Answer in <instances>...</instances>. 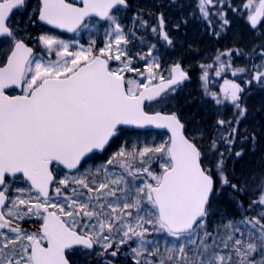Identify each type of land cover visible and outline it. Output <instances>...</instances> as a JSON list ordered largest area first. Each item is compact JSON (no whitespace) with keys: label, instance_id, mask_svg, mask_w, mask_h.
I'll use <instances>...</instances> for the list:
<instances>
[{"label":"snow or ice","instance_id":"1","mask_svg":"<svg viewBox=\"0 0 264 264\" xmlns=\"http://www.w3.org/2000/svg\"><path fill=\"white\" fill-rule=\"evenodd\" d=\"M254 3L247 0L244 8L253 9ZM210 4L212 0H199L205 16ZM28 6L27 0H0V264H75L72 256L77 250L93 251L97 245L102 249L100 256L115 247L111 251L115 257L121 245L134 239L139 241L131 248L135 264H264V212L259 218L240 221L250 228L239 238L236 233L240 228L231 220L216 236L207 231L216 178L222 186L237 189V185L230 184L224 174L223 153L215 165L214 178L213 170L206 166V154L195 137L185 136L176 113L150 115L145 111V101L166 102L168 94L188 75L176 63L165 77L153 57L155 46L144 55L138 54L146 71L132 67L133 58L126 47L130 41L120 23L127 0H39L35 19L55 28L69 32L87 29L92 17L98 18L96 23L108 24V39L98 50L95 41L71 51L68 42L46 32L39 35V44L56 56L47 62L35 58L14 22V16ZM248 20L253 28L264 22V0L255 3ZM228 23L223 19L224 25ZM159 25L161 37L171 44L163 16ZM231 51L220 55H231ZM112 62L117 66L112 67ZM226 67L230 64L220 65L221 69ZM128 72L144 80L129 79ZM202 79L207 81V72ZM254 79H264V72L257 71ZM12 86L19 87L22 94L7 95ZM221 92L243 116L246 109L239 103L241 86L225 80ZM211 95L221 103L216 93ZM118 125H155L167 128L171 136L154 147L133 146L129 150L122 146L95 173L65 174L56 180L54 164L78 173L82 159L94 150L105 149L116 136ZM216 146L213 140L211 149ZM154 159L163 161L159 173L151 170ZM112 165L122 169L115 178L108 170ZM18 173L26 186L12 189L6 183L7 175ZM126 176L149 179L137 186ZM56 183L57 202L53 203L49 189ZM252 203L264 205V191ZM31 217L40 222L35 231L20 224ZM148 226L166 232L174 243H166L161 251L146 240ZM257 252L259 260L253 258Z\"/></svg>","mask_w":264,"mask_h":264},{"label":"trees","instance_id":"2","mask_svg":"<svg viewBox=\"0 0 264 264\" xmlns=\"http://www.w3.org/2000/svg\"><path fill=\"white\" fill-rule=\"evenodd\" d=\"M136 1L130 0L129 6L125 7L133 29L135 30L136 26L144 25L145 27V24L151 27L154 23L160 29L159 18L163 16L164 31L172 43L168 44L163 40L160 33L156 40L161 37L162 43H167L169 48H174L173 53L177 54L175 57L178 62L186 64L190 73L194 65L199 67L200 62L207 61V59L200 58L205 54L212 58L227 48H238L246 54L247 59L242 56L235 57L238 60L234 64L236 68L223 74V79H232L243 89L239 103L241 107L246 108V113L238 123L219 125L216 116L219 110L212 101L203 99L204 96L202 93H197L193 84H190V87L183 92L187 95L183 94L184 96L181 98L178 96L179 104L176 107L178 110L174 109L170 112L177 113L185 123L186 134L190 139L194 137L190 129L191 118L209 131V136L207 135L203 142L207 143L206 140L209 138L208 146H211L212 141H216L215 158L219 160L220 154L223 153L224 174L228 177L230 184L237 185V189H233L229 185L222 186L219 183L220 180L216 178L215 192L211 199L212 216L217 218L220 215L225 216L229 212L237 218L246 215L250 218L259 216L264 205L252 202L258 201L264 191V79L255 80L254 77L257 71L264 72V22L258 23L253 28L248 16L237 12L246 0H217L214 7H207L209 25L205 27L200 38L199 34L189 32L190 21L186 26H183L185 19L178 16L181 13L182 17H187L183 10L166 9L169 2L176 5H180L182 2L184 9L193 7L195 4L193 0H141V4L138 5H136ZM256 1L258 3V0ZM169 11L174 14L169 15ZM194 12H197V9ZM223 12L226 13V18L229 21L227 25H224L221 19ZM172 17L176 18L172 19ZM174 19L178 20L179 30H176L178 27L174 25ZM209 29L215 37L212 36L208 41H205L210 33ZM170 54L173 56L171 52ZM202 54L204 55L202 56ZM236 69H244V71H235ZM220 75L219 78H222ZM202 100H204L203 103H201ZM233 129H235L234 132ZM226 137L229 139L234 137L233 146L237 148L236 152L241 153L240 156H236V152L232 151L231 146L229 147ZM198 145L205 153L203 144L198 143ZM54 169L57 170V168ZM213 175L215 178L216 173L213 172ZM55 186L57 183L53 187V192ZM218 191L220 192L217 194ZM210 226L211 224H208L209 228ZM253 258L259 260L258 252Z\"/></svg>","mask_w":264,"mask_h":264},{"label":"rangeland","instance_id":"3","mask_svg":"<svg viewBox=\"0 0 264 264\" xmlns=\"http://www.w3.org/2000/svg\"><path fill=\"white\" fill-rule=\"evenodd\" d=\"M191 1V0H189ZM194 1V6L193 7H188L186 9L182 8L181 11L183 10L186 14L187 17H182V14L179 13L178 16H181V18L185 19V23L183 26H186L188 24V21H190L189 24V32L190 33H197L199 34L200 38L202 35V32L205 31V27L209 25L208 23V15L205 16L203 13L200 11L199 7V0H193ZM247 2V0L242 4V7L239 11H237L241 15H246L248 16L251 10H254L255 3L257 1L255 0L253 9H245L244 4ZM217 3V0H212V4L207 5L206 7H214ZM141 4V0L136 1V5ZM135 5V3H134ZM180 9V8H179ZM197 9V12H194ZM235 9V8H234ZM176 10V9H175ZM169 15H173L174 13H171V11L168 12ZM176 18V17H172ZM180 18V17H179ZM221 19H227L226 18V13L223 12V16H221ZM96 19H91L88 22L90 23V27L87 29L82 28L77 34L69 36V37H63L60 36L59 34L45 31L49 35H54L58 39L64 40L68 42L72 47L70 48L71 51H75L76 47L78 45H83L84 47H88L89 44L92 41H95V48L98 50L99 48L104 46L105 41L108 39V37L105 35V29L108 27L107 22L105 21H100L99 23H96ZM183 22V21H182ZM120 23L124 27L125 33L128 36L129 39V44L126 46L127 51L129 56L133 58L132 61V67L139 69L140 71H146L145 68V61L141 60L138 56L139 55H144L145 53L148 52L149 48L152 46H155L153 49V57L157 58L159 63L161 64V69L163 71V74L165 77L168 76V69L175 63H180L178 62V59L175 57L177 54H174L173 51L175 50L174 48H169L167 43H162L161 42V37L158 39V34L160 33V29L156 23H154L151 27H149L148 24H145L142 27L136 26L135 30L131 26V21L128 19V15L125 12V8L122 9V14L120 15ZM94 25V26H92ZM174 25L178 27V20L174 19ZM144 27V28H143ZM156 28L157 31L153 32L152 29ZM165 29V28H164ZM176 29V28H175ZM179 30V27L176 29ZM210 33L209 35L205 38V41H208L209 38L213 35L211 30L209 29ZM44 32V33H45ZM39 45V53L36 55L35 58H43L45 62L49 60H55L56 56L55 53L53 52L51 55L47 53V50L44 49L43 45L37 43ZM229 50L231 51V55H220L221 53H227ZM170 52L172 53L173 56H171ZM198 54V52H196ZM204 54H202L203 56ZM217 56H220V59L217 60ZM237 56H242L243 58L247 59L246 54L242 52V50L238 48H227L223 50L222 52H219L218 55L213 56L210 61H202L199 63V67H196L194 65V68L192 72L190 73L191 76L189 79L185 82V84L179 86L175 92H170L168 94L166 102H155L150 104L147 109L149 111H165V112H170L171 110L177 109L179 101L177 100L178 96L181 98V96L187 95L184 94L183 92L187 90L188 87H190V84H193V87L197 89V93H202L204 96L203 99H208L213 102L214 106L217 107V110H219V113H216L217 116V123L219 120H224L225 124H232L233 122L238 123L243 116L240 115L239 110L236 108V106L232 103L230 99H226L224 97V94L221 92V87L224 85L225 80L232 81L236 83L232 79H223L224 73L230 72L231 70L235 69L236 66L234 65L235 63L238 62V60L235 58ZM209 55H204L203 59H207ZM172 60V61H171ZM171 61V62H169ZM229 65L230 67H226L224 69L220 68V65ZM112 67L117 66V62H112L111 64ZM193 66V65H192ZM191 66V67H192ZM217 70H220V76L222 78H219V76L216 75ZM207 72V81L203 80L202 77L204 73ZM127 78L129 79H139L141 81L144 80L143 77H138L134 72H128L125 74ZM223 79V80H221ZM221 80V81H220ZM237 84V83H236ZM217 88V89H216ZM212 93H216L221 100L220 104H217L215 99L212 97ZM184 94V95H183ZM241 94V93H240ZM204 100L201 101L203 103ZM231 108V109H230ZM244 108V107H243ZM246 109V108H245ZM237 116H240V118H237ZM227 117H230L229 119H225ZM236 117V118H234ZM230 124V125H231ZM229 125V126H230ZM190 129L192 131V134L194 137L197 139V143L203 144L205 148V154H206V166L211 168L213 172L216 173L214 167L217 163L218 160H216V153L214 152V149H211V146H208L209 143V138L206 140V142H203L204 138L208 135L209 136V131H207L205 128L202 127L201 124H197L192 118L190 121ZM169 136L163 131H153V130H133V129H128V128H122L119 129L116 138L113 142V144L103 153H97L96 156L90 158L84 166L79 170V172L70 174L67 173L63 170L57 169V181L62 179L65 174L68 175H78V174H83L86 172H92L95 173L98 168H101V166L106 165L107 161L112 157V155L117 152L122 146L128 148L129 150L132 149L133 146H136L137 148L143 147L145 145L147 146H158L162 143H165L166 141H169ZM234 137L231 139V143L229 144V147L232 149V151L236 152V147L234 148ZM163 162L159 159H154L151 164V170L153 172L159 173L160 172V167L159 164ZM109 173L113 175V178H115V175L121 174L122 169H120L118 166L112 165L108 166ZM126 175V174H125ZM126 178L130 181V183H133L135 185H141L144 180H148L149 178L146 176H139L135 179L132 177H127ZM149 182H151L149 180ZM220 183V181H219ZM8 184L12 189L15 187H25L26 182L23 180V178L18 179L17 177H13L9 180ZM221 184V183H220ZM58 183L57 186L58 187ZM220 191L217 192V194ZM14 194V193H10ZM70 194V190L65 193V195ZM134 195V192L132 193ZM53 196V203H56L57 200L54 196V192L52 193ZM63 202V201H61ZM145 207L147 209H150L151 206L147 205L145 202ZM264 212V208L261 209V213ZM230 213V212H229ZM226 214L225 216L220 215L217 218H214L212 216V210H210L209 216L207 218V231L210 233H213L214 236L217 234V230L219 229L220 232H223L222 225L226 224L228 221H233L234 225L240 228V232L236 233L237 237L239 238L240 233H247L248 229L250 228V225L247 224H241L240 221L245 220V219H251L250 216H241L240 218L235 217L233 213L231 214ZM141 215H144V212L140 213ZM136 215V211L133 210V216ZM259 216H253L259 218ZM26 222L29 223V229H26L28 231H35L36 225H39L40 223L37 218L31 217L25 220ZM264 222V220H262ZM35 224L34 227H32V224ZM208 224H211L210 228L208 227ZM149 227V233L146 236V240L149 242H154L161 251L164 250V247L166 243L168 245H171L174 243V238L170 237L167 235L166 232H156L152 226ZM119 235L115 237L116 241H119ZM219 239V237H217ZM211 243V239L208 241ZM139 245L138 240H133L129 241L125 245H121L118 251L117 256L113 257L111 256V251L116 250L115 247L113 249H110L108 253L104 254L103 256H100L99 253L102 251L99 245L96 246V249L94 251H89L84 253V257L86 259L89 258V262L91 264H135V257L133 253L131 252V248L137 247ZM146 247L151 248L153 245L152 244H147L145 245ZM259 254V259H261V255ZM256 255V254H254Z\"/></svg>","mask_w":264,"mask_h":264},{"label":"flooded vegetation","instance_id":"4","mask_svg":"<svg viewBox=\"0 0 264 264\" xmlns=\"http://www.w3.org/2000/svg\"><path fill=\"white\" fill-rule=\"evenodd\" d=\"M38 3H39V0H27V4L29 6L22 9L20 11L19 15H15L13 18L15 24L18 25V27L20 29V31H19L20 37L23 38L25 40V42L29 44V46L32 45L34 47L35 57L39 53V45L37 44L39 42H38L37 38L39 35L43 34L45 31L53 32V33L59 34L60 36H63V37H69V36L77 34L82 29V28L79 29L75 33L68 34V33H64L58 29L52 28L51 26H48L44 23H41L38 19H35V17H36L35 9L38 6ZM33 19H35V23H32ZM92 19H94V18H92ZM89 20H91V19H89ZM96 20H98V19H96ZM0 59H2V58H0ZM8 94L9 95H17V94H22V93H19L16 89H10V90H8ZM103 152H101V153H103ZM92 157H94V155L91 156L90 158H92ZM87 161L88 160H86L85 163ZM17 178L20 179V177H17ZM10 179L11 178H8L6 180V183H8ZM20 223L23 224L24 229H29V223L28 222L21 221ZM32 225H33L32 227L35 226L34 223ZM37 227H38V225H36V227L34 229L36 230ZM95 249H96V247H95ZM84 253H86V252H81L79 250L76 251L75 255L72 256V259L75 262V264H91L89 262V258L86 259L87 257L86 258L84 257Z\"/></svg>","mask_w":264,"mask_h":264},{"label":"water","instance_id":"5","mask_svg":"<svg viewBox=\"0 0 264 264\" xmlns=\"http://www.w3.org/2000/svg\"><path fill=\"white\" fill-rule=\"evenodd\" d=\"M79 2V0H77V3ZM127 5H128V0H127ZM93 18V17H92ZM96 18V17H95ZM98 19V18H97ZM41 23H44V24H46L45 22H43V21H40ZM46 25H48V24H46ZM48 26H51L52 28H55V27H53L52 25H48ZM55 29H58V30H60V31H62V32H65V33H68V34H72V33H75V32H69V31H67L66 29H59V28H55ZM31 47V46H30ZM33 51H34V49H33ZM180 64V63H179ZM181 65V64H180ZM181 67H182V69L187 73V75H188V79H189V72L184 68V66L183 65H181ZM188 79H186V80H184L182 83H184L185 81H187ZM181 83V84H182ZM13 88H15V89H17L19 92H21V89L19 88V87H17V86H12V87H10L9 89H7L6 90V94H7V91L8 90H10V89H13ZM8 95V94H7ZM17 95H20V94H17ZM154 102H156V101H145V104H144V108H145V111L146 112H148L150 115L151 114H155L156 112H160L162 115H169V114H171V112H163V111H154V112H149V111H147V109H146V105H148V104H151V103H154ZM180 119V118H179ZM181 121V120H180ZM181 123L184 125V134H185V136H187V134H186V132H185V124L181 121ZM122 127H126V128H132V129H138V130H160V131H164V132H166L168 135H169V137L171 136V132L167 129V128H163V127H157V126H155V125H146V126H136V125H118V129L119 128H122ZM115 137V136H114ZM114 137L110 140V143H109V145H107L106 147H105V149H107L109 146H110V144H111V142H112V140L114 139ZM188 137V136H187ZM189 138V137H188ZM105 149H103V150H105ZM103 150H100V149H97V150H94L93 151V153H95V152H98V151H103ZM93 153H90V154H88L85 158H83L82 159V161H81V165H82V163H83V161L88 157V156H90L91 154H93ZM54 166H57V165H53L52 167H54ZM58 167H60L61 169H63V170H65V171H67V172H71V173H73V172H75L76 170H72V171H69V170H67V169H64L63 168V166H58ZM79 168H80V166H79ZM17 175H19V176H22V174H20V173H18V174H16V176ZM53 175L55 176V178H56V173L54 172V170H53ZM7 177H12L11 175H7ZM54 185V184H53ZM53 185L50 187V189H49V191H50V195H51V193H52V188H53ZM215 185H216V183H215ZM21 224V223H20ZM21 227H23V224H21ZM38 227H39V225H38ZM37 227V228H38Z\"/></svg>","mask_w":264,"mask_h":264},{"label":"bare ground","instance_id":"6","mask_svg":"<svg viewBox=\"0 0 264 264\" xmlns=\"http://www.w3.org/2000/svg\"><path fill=\"white\" fill-rule=\"evenodd\" d=\"M173 3V2H172ZM182 9V8H184V3H180V5H176V4H171L170 2L166 5V9L167 10H175V9ZM211 60V58H207V62L208 61H210ZM181 65H183L184 67H187L186 66V64H183V63H181ZM132 129V128H131ZM133 130H135V129H133Z\"/></svg>","mask_w":264,"mask_h":264}]
</instances>
